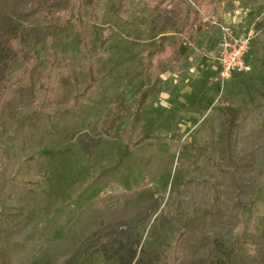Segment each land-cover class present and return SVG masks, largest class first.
I'll return each mask as SVG.
<instances>
[{
    "label": "rangeland",
    "instance_id": "1",
    "mask_svg": "<svg viewBox=\"0 0 264 264\" xmlns=\"http://www.w3.org/2000/svg\"><path fill=\"white\" fill-rule=\"evenodd\" d=\"M208 1L245 11L250 72L219 80L217 34L181 36L196 0H0V264H264V0Z\"/></svg>",
    "mask_w": 264,
    "mask_h": 264
},
{
    "label": "trees",
    "instance_id": "2",
    "mask_svg": "<svg viewBox=\"0 0 264 264\" xmlns=\"http://www.w3.org/2000/svg\"><path fill=\"white\" fill-rule=\"evenodd\" d=\"M81 4H83L86 0H79ZM170 1V0H166ZM214 11V3L213 1L208 0H196L195 7L191 8L188 13V18L184 25L181 28V36L184 37L186 40H189L190 42H194L198 39L200 33L204 30V22L202 21L203 17H209ZM183 15V14H182ZM108 37H104L100 44V50L103 49V47L107 44ZM16 38L10 39L11 47L15 49L16 46ZM82 49L84 52L90 56L89 53V47L86 38H82ZM181 46L182 41H174L172 43H168L160 47L159 49L155 50L150 58V67L153 70V81L154 84L152 86L147 87L144 89L140 95V98L136 104V107L133 111V118L134 121L138 120L140 118V110L142 106L147 102L149 97L155 92H158L157 83L160 79V74L164 72V68L167 65H177L182 64L183 62V53L181 52ZM51 57L53 56L50 55ZM52 60L48 64V68L52 66ZM25 74V72H24ZM48 71H44V76H47ZM96 83V79L93 72V66H90L89 68V80L86 84L83 93L85 94L88 92ZM261 83L264 89V72L261 78ZM260 106H264V90L260 93ZM222 111L227 116V126H226V132H225V138L226 140L229 139L231 136L232 129L234 128L235 124V116H234V110L228 106L221 108ZM146 139H149V137H146ZM143 140V139H142ZM104 236H99L98 239L102 240ZM89 240V239H88ZM91 240V239H90ZM75 256L70 257L69 261H72ZM67 260V263L69 262ZM172 263L176 264L177 257L172 255L171 258ZM31 264H50L49 260L45 257V255L36 257L31 261Z\"/></svg>",
    "mask_w": 264,
    "mask_h": 264
},
{
    "label": "built area",
    "instance_id": "3",
    "mask_svg": "<svg viewBox=\"0 0 264 264\" xmlns=\"http://www.w3.org/2000/svg\"><path fill=\"white\" fill-rule=\"evenodd\" d=\"M244 12L242 8H236L222 15L220 19L211 18L209 21L218 28L215 47L212 50L217 65V77L221 81L251 71V65L245 56L257 33L253 26L241 33H234L235 24L243 21Z\"/></svg>",
    "mask_w": 264,
    "mask_h": 264
},
{
    "label": "crops",
    "instance_id": "4",
    "mask_svg": "<svg viewBox=\"0 0 264 264\" xmlns=\"http://www.w3.org/2000/svg\"><path fill=\"white\" fill-rule=\"evenodd\" d=\"M235 9H236V8H235ZM232 10H233V9L228 10V11H226V12H224V13H218V14L212 13L211 16H209V17H203L202 21L204 22V30L207 29V28H208V29L211 28V30L214 31L215 34H217V33H218V28H217L216 26L210 24L209 21L211 20V18H217V19H220L222 15H224V14H226V13H230ZM234 33H235V34H238L239 32H237V31L235 30V28H234ZM211 35H213V34H212V33H209V37H210ZM215 42H216V39H214V38H210V39L208 40V42L206 41V45H205V43H204V44H200V46H201L200 48H201V51H202L201 54H202L204 57H207L209 60H212L214 63H215V61H214V59H213V51H214V50H212V48H213V46L215 47ZM215 65H216V64H215ZM160 75H161V74H160ZM236 76H237V75H236ZM234 77H235V76H234Z\"/></svg>",
    "mask_w": 264,
    "mask_h": 264
}]
</instances>
